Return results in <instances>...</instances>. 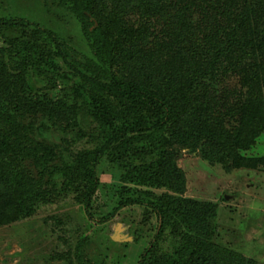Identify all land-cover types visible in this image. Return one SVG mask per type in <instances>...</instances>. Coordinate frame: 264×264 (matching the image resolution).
<instances>
[{
	"label": "trees",
	"instance_id": "obj_1",
	"mask_svg": "<svg viewBox=\"0 0 264 264\" xmlns=\"http://www.w3.org/2000/svg\"><path fill=\"white\" fill-rule=\"evenodd\" d=\"M59 7L85 51L0 18V227L72 205L105 224L140 206L157 225L136 264H257L216 241L218 204L184 196L178 160L198 152L225 173L264 165L247 155L264 136V0ZM103 162L120 185L100 216Z\"/></svg>",
	"mask_w": 264,
	"mask_h": 264
},
{
	"label": "rangeland",
	"instance_id": "obj_2",
	"mask_svg": "<svg viewBox=\"0 0 264 264\" xmlns=\"http://www.w3.org/2000/svg\"><path fill=\"white\" fill-rule=\"evenodd\" d=\"M59 2L0 0V18L58 30L73 45L78 42L80 51L85 44L77 21L62 15ZM247 155H264V136ZM178 167L185 174V197L218 204L216 241L264 264V165L225 173L221 166L202 160L198 152L184 151ZM99 171L101 185L94 208L102 216L117 202L115 190L120 183L118 172L106 162ZM156 225V216L145 207H125L99 224L96 215L94 220L86 219L81 207L64 206L0 227V264H136ZM53 254L56 259L52 261Z\"/></svg>",
	"mask_w": 264,
	"mask_h": 264
}]
</instances>
